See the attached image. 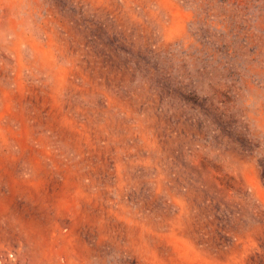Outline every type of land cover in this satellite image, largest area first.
<instances>
[{
	"label": "rangeland",
	"instance_id": "374dc122",
	"mask_svg": "<svg viewBox=\"0 0 264 264\" xmlns=\"http://www.w3.org/2000/svg\"><path fill=\"white\" fill-rule=\"evenodd\" d=\"M0 264H264V0H0Z\"/></svg>",
	"mask_w": 264,
	"mask_h": 264
}]
</instances>
